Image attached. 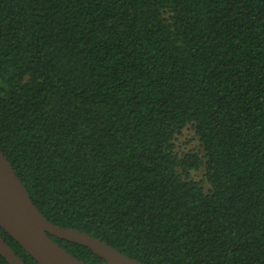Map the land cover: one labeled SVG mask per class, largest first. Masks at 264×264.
I'll return each instance as SVG.
<instances>
[{"label":"trees","instance_id":"trees-1","mask_svg":"<svg viewBox=\"0 0 264 264\" xmlns=\"http://www.w3.org/2000/svg\"><path fill=\"white\" fill-rule=\"evenodd\" d=\"M0 150L47 220L142 264H264V0H0Z\"/></svg>","mask_w":264,"mask_h":264},{"label":"water","instance_id":"water-1","mask_svg":"<svg viewBox=\"0 0 264 264\" xmlns=\"http://www.w3.org/2000/svg\"><path fill=\"white\" fill-rule=\"evenodd\" d=\"M0 227L38 264H93L67 252L49 234L86 246L104 260L102 264H142L86 232L61 227L47 220L32 202L26 187L1 150ZM0 255L8 264H26L3 239L1 233Z\"/></svg>","mask_w":264,"mask_h":264},{"label":"rangeland","instance_id":"rangeland-1","mask_svg":"<svg viewBox=\"0 0 264 264\" xmlns=\"http://www.w3.org/2000/svg\"><path fill=\"white\" fill-rule=\"evenodd\" d=\"M177 145L179 151H188L195 149L197 147V140L193 137V132L190 129H186L181 136H179ZM194 179L199 180L201 178V173H195Z\"/></svg>","mask_w":264,"mask_h":264}]
</instances>
